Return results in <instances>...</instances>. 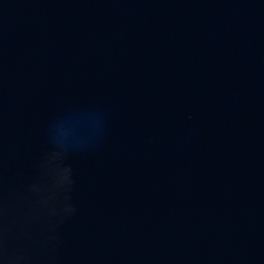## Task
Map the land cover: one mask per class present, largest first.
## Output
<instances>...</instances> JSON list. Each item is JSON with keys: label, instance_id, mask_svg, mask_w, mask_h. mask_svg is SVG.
<instances>
[{"label": "water", "instance_id": "obj_1", "mask_svg": "<svg viewBox=\"0 0 264 264\" xmlns=\"http://www.w3.org/2000/svg\"><path fill=\"white\" fill-rule=\"evenodd\" d=\"M0 264H264V0H0Z\"/></svg>", "mask_w": 264, "mask_h": 264}]
</instances>
